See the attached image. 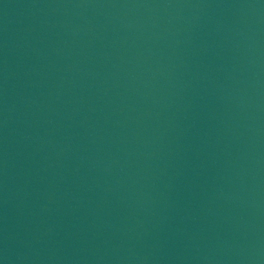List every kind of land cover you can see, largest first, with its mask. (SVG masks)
<instances>
[{
	"label": "water",
	"instance_id": "1",
	"mask_svg": "<svg viewBox=\"0 0 264 264\" xmlns=\"http://www.w3.org/2000/svg\"><path fill=\"white\" fill-rule=\"evenodd\" d=\"M0 264H264V0H0Z\"/></svg>",
	"mask_w": 264,
	"mask_h": 264
}]
</instances>
